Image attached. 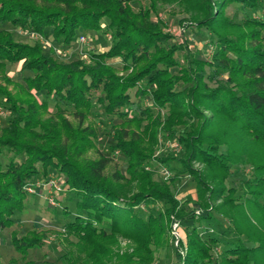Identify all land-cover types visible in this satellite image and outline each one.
<instances>
[{"label": "trees", "instance_id": "16d2710c", "mask_svg": "<svg viewBox=\"0 0 264 264\" xmlns=\"http://www.w3.org/2000/svg\"><path fill=\"white\" fill-rule=\"evenodd\" d=\"M195 2L201 18L193 23L216 37L212 61L192 55L187 41L174 42L175 36L151 19L154 0L150 9L138 10L130 0H0V25L11 23L42 37L51 32L49 37L54 41L69 45L81 30H102L103 19H107L106 29L113 37L106 51L88 53V60L60 62L40 43L17 40L11 30L0 28V81L11 82L5 71L7 62L20 64L21 73H30L24 82H15L13 89L0 82V96L12 113L6 126L0 123V158L12 154L6 164L0 159L1 230L18 224L13 216L25 208L27 187L35 184L33 180L40 174L47 176L50 168L64 174L66 184L78 195L79 212L64 230L78 238L85 264L97 263L107 256L111 251L109 242L119 235L134 242V251L117 252L121 261L114 264H132L136 262L134 257L140 264H151L152 246L170 243L171 214L178 215L181 221L203 220L208 224L214 218L212 199L228 193L227 201L234 203L236 199L230 193L235 190H227L224 185L230 175L229 151L220 152L223 139L207 132L202 124L178 137L188 159L201 161L211 170L203 175L191 169L196 175L198 194L203 195L206 186L211 198L200 203L199 215L194 210L179 214V201L170 183L155 180L154 172L145 169L150 152L144 144L145 137L140 142L135 133L136 138L127 140L125 129L116 132L115 146L128 159L126 173L118 169L106 173L110 159L104 155L92 160L81 157L89 144L87 139L97 137V128L85 121L98 106L107 116L125 118L122 126L134 124L145 115L152 117L154 108H167L170 114L164 129L171 136L175 126L186 124V116L197 115L204 107L236 123L264 151V17L252 16L261 1ZM230 4L239 5L247 17L242 21L234 19L227 13ZM115 58L121 59L123 74L110 62ZM206 62L212 73L205 69ZM224 73L229 76L226 83L208 85L207 76L217 78ZM34 91L56 98V112L52 113L48 100L40 101ZM147 95L153 105L144 106L136 99ZM61 103L73 106L70 114L76 126ZM44 112L48 118L43 117ZM22 155L25 158L19 161ZM153 160L150 158L148 164ZM216 169L224 174H217ZM254 170L253 179L245 181V201L264 217V161ZM208 177L216 182L214 187L207 183ZM134 185L135 191L131 190ZM157 201L169 207L156 213L151 204ZM252 236L253 231H248L246 240L221 242L213 236L205 238L193 225L187 229L185 244L179 245H185V254L174 246L177 264H264V239L253 241ZM11 242L23 254L46 245L44 234L35 231L22 236L13 232ZM214 245L222 250L219 257L213 254ZM63 258L64 264H80L72 251L64 253ZM25 264L41 263L30 260Z\"/></svg>", "mask_w": 264, "mask_h": 264}, {"label": "rangeland", "instance_id": "374dc122", "mask_svg": "<svg viewBox=\"0 0 264 264\" xmlns=\"http://www.w3.org/2000/svg\"><path fill=\"white\" fill-rule=\"evenodd\" d=\"M196 0H154L155 9L152 13V20L158 23L163 31L171 33L175 36L174 42L187 41V45L191 50L192 55L202 59L212 61L216 47V37L205 27H196L193 23L201 18V12L197 6ZM260 8L258 12H254L252 16L264 17V0H260ZM134 9L140 7L150 9L151 0H130ZM229 13L234 19L242 21L247 17V13L240 9L237 4H230L227 7ZM249 15V14H248ZM107 19H103V29L99 31H83L81 30L76 41L73 44L66 45L59 41H54L49 37L48 32L46 37H42L35 32H27L13 26L11 23L0 25V28H6L12 31L17 40H24L31 44L40 43L45 51L53 54L60 62H70L73 60L83 59L88 60V53L106 51L112 43V33L106 29ZM219 31H224L219 28ZM87 37L86 42L80 41V36ZM186 52V51H185ZM183 61V58H181ZM113 66L118 69L120 74H123V63L120 58L110 60ZM206 62L204 67L208 73H212V68ZM203 66V64H202ZM20 64L6 63V73L11 79V82L3 81L2 84H7L10 89H13L15 82H24V77L30 73L19 72ZM174 71H177L175 69ZM228 74L224 73L217 78L205 79L209 86L216 87L220 83H226ZM2 79V78H1ZM11 83V84H9ZM228 85H232L228 83ZM150 89L152 86H149ZM35 96L42 101L47 99L49 102L50 111L56 112L57 100L54 97H48L44 93L34 91ZM134 94V92H133ZM137 101L145 105H153L152 98L147 95L142 98H136ZM61 106L68 109L66 116L77 125L70 111L73 106H68L61 103ZM130 110V108H128ZM169 109L154 108L152 117L143 116L138 122L130 125H124L125 118L110 117L104 113L101 107H97L93 114L86 118V125L90 124L97 128V137L87 139L88 146L84 149L82 158L95 159L104 155L110 159L106 173L113 172L118 169L122 173H126L128 159L122 151L116 148L115 134L120 129H125L127 132V140L139 137L140 142L149 146L150 149L145 161V169L153 171V178L159 182L170 183L173 193L179 201V214L188 213L191 210L195 211L196 215L201 213L200 203L206 202L209 199V189L203 186V195L198 194V184L196 175L191 172H199L208 174L211 170L201 161L188 159V154L185 152V147L179 140L180 134H185L197 125H204L207 132L213 136L219 135L224 143L220 147V152L230 154L231 162L230 175L224 180V185L227 190L234 189V203L228 202V193L224 196L217 197L211 200L213 207L214 218L210 223L203 220H196L193 223L191 220L181 221L178 215L171 214L169 224L170 243L161 247L152 246L154 250V260L151 264H177L175 257L174 246L181 249L185 254V244L187 229L196 225L199 231L205 238L211 236L218 238L221 242L229 240L238 243L239 240H246V233L253 231V241L264 239V217L263 215L247 201L248 196L247 179H253L255 175L254 166L264 161V151L262 148L255 145L251 138L240 130L236 123L230 122L204 107H200L199 114L188 115L184 118L185 125L174 127V136L164 129L165 120L169 115ZM12 113L8 110V105L4 98L0 96V123L4 127L8 124ZM133 113L131 112L130 117ZM44 118H48L47 112L43 113ZM149 128V129H148ZM135 133L136 136L135 137ZM155 135V136H153ZM152 136V138H151ZM154 139V142L152 140ZM12 154L7 153L1 156L4 164L8 162ZM22 155L18 160H24ZM154 159L153 163L148 164L149 159ZM168 159V160H165ZM191 160V161H190ZM217 174L224 173L216 169ZM54 178L62 184L63 190L60 192L52 191L49 193V186L46 185L48 179ZM174 178V180H172ZM66 176L56 169L50 168L47 176L40 174L34 181L33 192L28 189V197L25 200V208L22 212H16L13 218L18 224L11 227L0 229V258L1 264H25V262L33 260L41 264H64L63 255L72 251L76 257L80 259V264H85L82 260L85 253L81 250V245L78 244V238L73 235H68L64 228L65 225L73 220L79 212L76 207L78 195L65 182ZM207 183L210 187H214L216 182L212 177H208ZM45 183V184H44ZM131 190H136V186H132ZM152 210L158 213L165 211L169 204L163 202H152ZM147 210V205L143 206ZM181 212V213H180ZM177 225V227H176ZM176 227V228H175ZM110 229H108L109 231ZM177 230V234L174 232ZM29 231L38 234H44L46 245L44 247H35L30 249L26 254L16 251L12 242L11 236L16 232L18 236L27 234ZM260 236V237H259ZM110 253L104 256L101 261L93 264H114L121 260L117 258L118 254L131 253L134 251V242L126 236L119 235L118 238L110 241ZM214 245L213 254L219 257L222 253L220 246ZM136 262L132 264H140L137 258H133ZM120 264H126L124 261Z\"/></svg>", "mask_w": 264, "mask_h": 264}, {"label": "built area", "instance_id": "2783aa9c", "mask_svg": "<svg viewBox=\"0 0 264 264\" xmlns=\"http://www.w3.org/2000/svg\"><path fill=\"white\" fill-rule=\"evenodd\" d=\"M80 41L81 42H86L87 41V37L84 36V35H81L80 36ZM45 184V183H44ZM46 185L49 186V193L52 192L53 190L56 191V192H60L63 190V187H62V184L60 182H58L56 179L54 178H50L47 182H46ZM33 187H34V184L32 185H29L27 187V189L31 192H33ZM177 227V225H176ZM175 227V228H176ZM176 234H177V230L174 231Z\"/></svg>", "mask_w": 264, "mask_h": 264}]
</instances>
